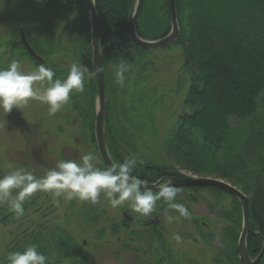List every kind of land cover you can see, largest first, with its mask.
Listing matches in <instances>:
<instances>
[{"label": "trees", "instance_id": "1", "mask_svg": "<svg viewBox=\"0 0 264 264\" xmlns=\"http://www.w3.org/2000/svg\"><path fill=\"white\" fill-rule=\"evenodd\" d=\"M30 4L27 1L24 5L20 29L25 31L34 50L47 61L45 66L54 70V79L63 80L70 69L52 63V44L60 42L64 32L77 34L72 43L80 52V65L94 72L92 30L86 0H63L60 3L54 0L50 5L45 4L33 11L26 8ZM95 4L106 73L105 131L113 160L122 163L131 155L143 160L142 165H137V174L147 183L183 176L181 171H189L200 177L223 179L239 188L250 200L248 251L253 259L261 255L256 264H264V0H176L180 36L168 48L182 49V67L176 88L181 90L188 76L190 85L184 104L190 111L178 115L174 127L157 145V155L154 154L155 148L146 143L152 137L148 128L155 126L157 100L162 95L164 84H159L152 75L154 62L149 56L156 50L138 46L130 34V17L137 0H95ZM52 5L53 9L47 12ZM43 13L47 40L36 42L28 28L34 20L32 18ZM71 15L73 19L68 20ZM171 29L167 0H145L137 22L139 35L147 40H156L169 34ZM12 49V54L18 59L29 56L37 65H43L29 54L22 40ZM120 63L131 66L125 73L123 86L115 82V72ZM7 67L0 64V69ZM97 107L98 87L94 77L86 81L83 93L74 92L71 102L60 110L61 114L64 112L65 123L71 121L73 113L77 116L81 132L88 135L96 150ZM101 166L107 167L103 162ZM4 175L0 161V177ZM202 188L212 189L219 198L224 193L228 194L214 187L185 189ZM232 198V207L225 212L230 221L224 230L228 240L226 253L228 264H241L238 244L243 228V210L241 202L233 195ZM71 201L72 209L76 210L81 205L82 225L90 230L96 228L104 214L98 209L99 201L96 204L77 199ZM36 202L34 196L26 201L25 212ZM168 213L192 224L195 233L183 236L185 240L212 246L214 234L205 217L191 212V218L186 219L163 200L157 202L150 217ZM11 214L15 215L12 211ZM134 220L141 225L137 218ZM108 221L109 228L98 231L97 243L103 242L101 240L105 239L108 230L119 242L123 234L128 235L126 248L135 254V264H175V251L163 222L147 227L149 239L146 240L148 245L144 246L140 242V233H126L132 224L127 219H123L120 225L115 219ZM23 234L25 236L17 242L19 250L36 244L49 257V264H96L86 252L84 241L76 240L64 225L39 226Z\"/></svg>", "mask_w": 264, "mask_h": 264}, {"label": "rangeland", "instance_id": "2", "mask_svg": "<svg viewBox=\"0 0 264 264\" xmlns=\"http://www.w3.org/2000/svg\"><path fill=\"white\" fill-rule=\"evenodd\" d=\"M27 1L31 3L26 7L30 11L41 8L47 2V0H0V64L6 67L12 60L17 59L21 62V70L25 73L35 71L39 67L29 56L18 59L12 54V47L19 41L21 42L20 19ZM62 1L59 0V3ZM52 9L53 5L47 12ZM45 18L44 13L36 18L33 17L34 20L28 28L36 42L47 40ZM65 33L60 42L55 41L52 44L54 50L52 63L55 62L59 66L70 68L73 63L80 64V52L76 48V44L72 43L74 36H68ZM149 58L154 62L152 66L154 80H157L159 84H164L162 95L157 100L159 104L156 117H154L155 126L152 125L148 128L152 137L146 143L150 148H155L154 154L157 155L159 152L157 145L168 130L174 127L178 115L190 111L189 107L184 104L190 84L188 76H186L182 89L176 88L182 67V49L180 47L158 49ZM37 86L43 89L48 85L45 81L38 83ZM62 113L59 110L55 115L50 116L48 105L38 100H30L23 110L13 108L6 115L0 110V161L5 174L15 168L25 167L37 177H42L48 170L54 168L58 161L78 160L81 155L88 152L97 156L98 166L102 167L101 155L90 145L89 139L81 133L77 116L73 113L71 121L65 123L64 112ZM73 151H78V155L73 154ZM181 173L192 175L189 174V171H181ZM177 189L176 200L189 207L192 213L206 218L207 224L212 228L214 240L210 247L187 241L183 236L195 233L191 223L181 221L169 213L160 216L165 224L169 242L175 251V264H228L226 253L228 240L224 230L230 225V221L225 216V212L232 207V195L224 193L219 198L212 189L208 188ZM33 196L37 199L36 204L29 207L20 217L12 215L6 203L0 204V264H8L7 256L12 252L11 249L14 247H16L14 251L20 249L17 247V242L25 236L24 231L32 232L39 226L49 228L58 224L66 226L76 240L84 241L86 252L96 264H135V254L130 248H126L129 244L128 235L123 234V239L119 242L116 237L111 236L108 230L104 236L105 239L101 240L103 242L97 243L98 241L95 239L99 236V230L109 228L108 219L111 222L115 219L117 225L122 224V220L126 219L125 213L130 217L137 218L138 221L144 219L139 214L132 212L130 205L125 204L118 208H112L108 199L101 195L98 209L104 213L103 218L96 223V228L90 230L82 225L81 205L76 210L72 209L71 200L55 197L48 192H37ZM61 199L64 201L62 202ZM82 207L84 208V202ZM169 217H172L171 222H169ZM131 223L126 233L132 231L140 233L141 244L147 246L149 229L136 221ZM176 235L181 237L179 241L175 239ZM106 239L108 243H105ZM94 243L95 245L91 246ZM166 264L171 263L167 262Z\"/></svg>", "mask_w": 264, "mask_h": 264}, {"label": "clouds", "instance_id": "3", "mask_svg": "<svg viewBox=\"0 0 264 264\" xmlns=\"http://www.w3.org/2000/svg\"><path fill=\"white\" fill-rule=\"evenodd\" d=\"M130 67L127 63L117 66V84L124 85L125 73ZM100 72L101 67H97L95 72H89L86 66L73 63L66 78L54 79L55 72L52 68L40 65L35 71L25 73L21 70V62L14 59L7 68L0 69V110L6 115L13 108L23 110L30 100H38L48 105L50 116L55 115L71 102L74 92L83 93L86 81ZM45 81L47 87L41 89L37 86ZM143 163V160L131 155L125 157L122 163L113 162L102 168L98 166L97 156L88 152L78 160L58 161L56 166L42 177H37L25 167H18L0 177V204L6 203L8 208L20 217L25 212V202L37 192H48L66 200L77 199L92 204H96L103 195L112 208L128 204L132 212L142 217H150L157 202L163 200L180 216L190 219L192 214L189 209L175 202L178 189L172 181L153 190V187L139 177L137 165ZM171 220L172 217H169V222ZM175 239L179 241L181 237L176 235ZM7 260L8 264H49V257L41 252L36 244L10 252Z\"/></svg>", "mask_w": 264, "mask_h": 264}, {"label": "water", "instance_id": "4", "mask_svg": "<svg viewBox=\"0 0 264 264\" xmlns=\"http://www.w3.org/2000/svg\"><path fill=\"white\" fill-rule=\"evenodd\" d=\"M54 0H47L46 6L50 5ZM169 13L172 22V29L169 34L166 36L156 39V40H147L142 38L138 31H137V22L138 19L143 11L145 0H137V5L135 10L133 11L130 22H129V29L130 34L134 40V42L148 50H158L168 48L173 45L180 36V25H179V18L176 8V0H167ZM86 10L87 16L91 23V30H92V47H93V68L94 72L96 71L97 67L102 68V72L98 73L96 77L97 87H98V107H97V115H96V123H95V135L98 150L100 155L108 167L111 163L115 162L109 152L107 139H106V115H107V98H106V73H105V65L103 60V54L101 49L100 43V27H99V20L96 10V4L93 3V0H86ZM21 40L23 45L25 46L26 50L29 54L36 59L37 62L45 64V59L39 55L34 48L30 45L25 31L21 29ZM164 180L153 183L148 185L153 187V190L159 188L161 184H167L172 181V184L176 188H186V187H214L221 189L233 196H235L242 204L243 210V228L239 239L238 244V252L239 257L241 260V264H256V262L260 259L261 255L253 259L251 258L248 247H247V238L248 234L251 231V208H250V200L248 196L241 191L236 186L232 185L231 183L218 178L213 177H200L197 175H190V176H177L167 179V182L163 183ZM125 217L131 219V217L125 213ZM143 225H154L160 224L161 219L157 216L153 219L144 220ZM260 236V234H257Z\"/></svg>", "mask_w": 264, "mask_h": 264}, {"label": "flooded vegetation", "instance_id": "5", "mask_svg": "<svg viewBox=\"0 0 264 264\" xmlns=\"http://www.w3.org/2000/svg\"><path fill=\"white\" fill-rule=\"evenodd\" d=\"M74 15V14H73ZM73 15H71V17L68 19V20H71V19H73ZM68 34V36H70V35H72V36H74V37H76L77 38V34L75 33V34H69V33H67ZM67 34H65V35H67ZM62 36H64V34H62ZM75 39V38H74ZM74 41V40H73ZM71 42V41H70ZM44 58V57H43ZM47 64V61H46V63L45 64H43V65H46ZM80 124V130L82 129V126H81V123H79ZM82 134H83V136L84 137H87L88 138V135H86L85 133H84V131L83 132H81ZM95 138H96V135H95ZM89 139V138H88ZM89 143H90V145L92 146V147H94L93 146V144L91 143V141L89 140ZM96 143H97V141H96ZM97 148H98V146H97ZM98 152H99V150H98ZM73 154H76V155H78V151H73L72 152ZM100 153V152H99ZM102 158V157H101ZM103 160V159H102ZM104 162V161H103ZM105 164V163H104ZM189 174H192V175H195V174H193V173H191V172H189ZM183 176H190V175H183ZM162 180H164L163 181V183H165V182H167V180L165 179V178H163V179H161L160 181H162ZM159 181V182H160ZM158 183V182H157ZM150 184H153V183H150ZM155 217H157V216H152V217H149V218H144V219H139V222L141 223V225L142 226H145V225H143V221L144 220H148V219H153V218H155ZM159 217V216H158ZM132 218V220L131 219H127L130 223L131 222H133L134 223V218L133 217H131ZM160 218V217H159ZM162 222V221H161ZM154 225H157V224H154ZM150 226H153V225H148V226H145V227H150Z\"/></svg>", "mask_w": 264, "mask_h": 264}]
</instances>
